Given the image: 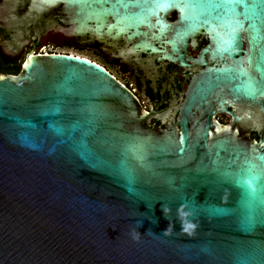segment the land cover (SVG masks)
Instances as JSON below:
<instances>
[{"label":"water","instance_id":"obj_1","mask_svg":"<svg viewBox=\"0 0 264 264\" xmlns=\"http://www.w3.org/2000/svg\"><path fill=\"white\" fill-rule=\"evenodd\" d=\"M57 7L63 35L106 58L186 67L189 43H208L188 59L178 131L161 134L145 126L155 108L85 58L29 53L0 79V264H264V0H30L29 13Z\"/></svg>","mask_w":264,"mask_h":264},{"label":"flooded vegetation","instance_id":"obj_2","mask_svg":"<svg viewBox=\"0 0 264 264\" xmlns=\"http://www.w3.org/2000/svg\"><path fill=\"white\" fill-rule=\"evenodd\" d=\"M29 7L30 0H0V79L18 76L29 53L49 54L43 50L45 47L77 45L81 42L63 35L66 26L61 22L64 17L61 7L41 13H29ZM176 19L175 13L168 17L170 22ZM207 43L202 36L195 38L194 45L189 43L184 57L186 67L161 60L150 53L127 59L109 54L106 58L96 43H91L89 48L103 60L101 67L135 97L145 113H151L155 108L156 112L145 126L149 132L161 134L171 126L178 131L180 107L193 76L199 70L188 59H196ZM117 46L121 48L123 43L119 42ZM214 119L221 126L231 125L230 117L224 113L216 114ZM230 132L236 133V137L243 141H257L260 136L256 131L241 127L233 128Z\"/></svg>","mask_w":264,"mask_h":264},{"label":"rangeland","instance_id":"obj_3","mask_svg":"<svg viewBox=\"0 0 264 264\" xmlns=\"http://www.w3.org/2000/svg\"><path fill=\"white\" fill-rule=\"evenodd\" d=\"M43 50L47 52H55L59 54H67V55H72V56H79V57H84L87 60H91L96 62L99 65H103V60L98 56L94 55L95 53L92 52L90 49L86 48H71L68 46H59V47H45Z\"/></svg>","mask_w":264,"mask_h":264},{"label":"trees","instance_id":"obj_4","mask_svg":"<svg viewBox=\"0 0 264 264\" xmlns=\"http://www.w3.org/2000/svg\"><path fill=\"white\" fill-rule=\"evenodd\" d=\"M64 46H68V47H71V48H76V49H78V48H88V49H90L89 48V46H83V47H80V46H76L75 44H70V45H64ZM91 50V49H90ZM92 51V50H91ZM93 52V51H92ZM49 54H59V53H53V52H50ZM67 55V54H66ZM94 55H97V54H94ZM82 58H84V57H82ZM91 61V60H90ZM91 62H94V61H91ZM94 63H96V62H94ZM97 64V63H96ZM97 65H99V64H97ZM99 66H101V65H99ZM103 67V66H102Z\"/></svg>","mask_w":264,"mask_h":264}]
</instances>
